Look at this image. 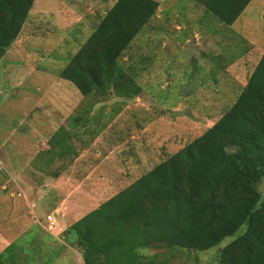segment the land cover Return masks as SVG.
Returning <instances> with one entry per match:
<instances>
[{"label": "rangeland", "instance_id": "1", "mask_svg": "<svg viewBox=\"0 0 264 264\" xmlns=\"http://www.w3.org/2000/svg\"><path fill=\"white\" fill-rule=\"evenodd\" d=\"M156 1L160 4L156 18L123 57L141 70L143 93L118 116L121 124L107 129L102 149L110 154V146L117 145L124 170L135 164L133 179L221 119L264 54V0H252L224 30L192 0ZM114 4L115 0H36L23 33L0 62V252L15 244L18 264H84L80 252L72 250L71 235L57 228L54 237L40 226H46V213L54 206L44 201L32 207L22 184L52 182L55 171L74 164L70 154L53 167L46 165L42 154L53 136L52 124L67 130L64 121L78 108L103 119L99 114L106 112L105 104L96 102L99 98L83 96L55 72L66 67ZM112 109L108 107V112ZM99 127L91 124L92 129ZM33 163L40 166L36 171L30 168ZM110 170H105L104 178H116L119 188L129 173ZM258 190L261 204L264 178ZM93 191L79 190L67 201L69 210L80 211L68 213V219H79L95 208V200L87 197ZM48 201L53 203L54 197ZM57 221L65 229V219L59 216ZM245 229L204 252L162 248L143 253L160 255V264H218L221 250Z\"/></svg>", "mask_w": 264, "mask_h": 264}, {"label": "trees", "instance_id": "2", "mask_svg": "<svg viewBox=\"0 0 264 264\" xmlns=\"http://www.w3.org/2000/svg\"><path fill=\"white\" fill-rule=\"evenodd\" d=\"M35 1L0 0V62L23 33ZM192 1L223 30L230 29L252 2ZM159 8L156 0H115L66 67L55 72L83 96L105 104L106 112L99 114L103 119H94L87 109L72 114L73 127L100 125L92 129V139L143 93L141 70L123 57ZM71 137V131L60 129L50 138L49 149L42 154L46 163L58 147L64 160L68 152L70 163L76 159ZM263 178L264 54L221 119L64 233L72 236L84 264H160V255L143 252L162 248L204 252L246 226L221 250L218 264H264V200L260 204L258 190ZM14 249L10 244L0 252V264L19 263Z\"/></svg>", "mask_w": 264, "mask_h": 264}, {"label": "crops", "instance_id": "3", "mask_svg": "<svg viewBox=\"0 0 264 264\" xmlns=\"http://www.w3.org/2000/svg\"><path fill=\"white\" fill-rule=\"evenodd\" d=\"M75 111L76 110H74V112ZM74 112H71L70 113L71 115L68 118H66L64 121L68 125V129L66 131L72 132V137L71 139H69L71 144L73 145L72 147L73 149L74 147H76L77 149L76 148L75 149L78 152V156L76 157L74 164L70 168L64 169V171L63 170L56 171L55 173H57V175H54L56 179L52 182L46 180L37 182L28 179L29 181H23L22 184L23 187L22 192L24 194V198L30 201L32 207L36 208L37 205L42 204L41 202L45 201L47 205L54 206V210L52 212H49L48 214L46 213V217L49 214H54L56 219L59 216H62L65 219V223L67 225L65 229H62L57 221V227L55 229L58 228L61 233H64V231L67 228H69L72 224H74L75 222L79 221L84 217L83 216L79 219H68L69 217L68 213L69 214L73 213L74 208L69 210L66 203L70 198H72L77 193V191L79 190L82 191L87 188H89V190L95 189V191H93V195L92 193H90V195L87 194L88 195L87 197H90L89 200H95L93 201L95 203V208L93 210H95L101 204L105 203L106 201L114 197L116 194H118L120 191L130 186L135 180H137L132 178L133 176L132 174L135 172L134 170L135 164H132V168H129L130 170L129 169L124 170V166H125L124 160L119 158L118 153L116 152V150L119 148L117 145L110 146L111 147L109 148L110 154H108L105 151H102V149H104L105 147L104 140H106L105 135L107 129H113L115 126H118L119 124H121L122 119L120 117H117L108 126L106 130L100 133L95 139H92V136L94 135L92 131L94 130L89 128L79 129L73 127L72 114ZM52 130H53L52 135H54L58 131V128L56 129L52 124ZM48 149L49 146H47L46 143V150ZM68 156H69V152H68ZM52 158L53 159L48 161L46 165H50L51 167H53L56 163H60L59 161L60 159L63 160V158H65L64 154L61 152V147H58L57 153H54L52 155ZM96 166L97 168H95ZM37 167L40 166L39 165L37 166V164L33 163L30 168L31 170L36 171ZM108 169L109 170L111 169L110 171L113 173H117L118 170L122 172L126 171L127 173H129L127 174L125 182L119 184L120 185L119 188H117L116 184L114 183L116 182V178L114 179H111V177L104 178L106 172L105 170ZM59 173L60 175H58ZM141 175L139 174V176ZM120 187H122V190L112 195L113 194L112 191L116 189H121ZM6 188H7L6 186L3 187V189ZM11 195L15 196V193H12ZM49 197L50 199L54 197L53 203H48ZM74 212L76 213L75 215L80 214L79 210L77 211L78 213L76 211ZM39 224L48 234L56 237L55 234L53 233L55 230L53 232H49L46 230L47 222H46V226L43 225L42 223ZM72 250L77 252L76 249H72Z\"/></svg>", "mask_w": 264, "mask_h": 264}, {"label": "built area", "instance_id": "4", "mask_svg": "<svg viewBox=\"0 0 264 264\" xmlns=\"http://www.w3.org/2000/svg\"><path fill=\"white\" fill-rule=\"evenodd\" d=\"M46 221H47L46 230L49 231V232H53L55 230V228L57 227V219L54 216V214H49L46 217Z\"/></svg>", "mask_w": 264, "mask_h": 264}, {"label": "water", "instance_id": "5", "mask_svg": "<svg viewBox=\"0 0 264 264\" xmlns=\"http://www.w3.org/2000/svg\"><path fill=\"white\" fill-rule=\"evenodd\" d=\"M226 27V26H225ZM4 173V172H3Z\"/></svg>", "mask_w": 264, "mask_h": 264}]
</instances>
